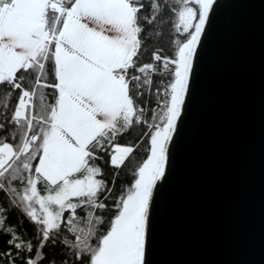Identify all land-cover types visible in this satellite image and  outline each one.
Returning <instances> with one entry per match:
<instances>
[{"label": "snow or ice", "instance_id": "6c2138e0", "mask_svg": "<svg viewBox=\"0 0 264 264\" xmlns=\"http://www.w3.org/2000/svg\"><path fill=\"white\" fill-rule=\"evenodd\" d=\"M214 3L0 0V192L40 242L34 250L5 227L3 207L0 232L17 255L34 252L25 264H41L57 242L73 264H150L152 213ZM169 25L172 55L158 48L141 63ZM134 126L147 129L144 158L114 195L98 154L123 168L139 144L117 141ZM0 255L15 264L11 251Z\"/></svg>", "mask_w": 264, "mask_h": 264}, {"label": "water", "instance_id": "95a60500", "mask_svg": "<svg viewBox=\"0 0 264 264\" xmlns=\"http://www.w3.org/2000/svg\"><path fill=\"white\" fill-rule=\"evenodd\" d=\"M152 213L150 264H264V0H215Z\"/></svg>", "mask_w": 264, "mask_h": 264}, {"label": "trees", "instance_id": "16d2710c", "mask_svg": "<svg viewBox=\"0 0 264 264\" xmlns=\"http://www.w3.org/2000/svg\"><path fill=\"white\" fill-rule=\"evenodd\" d=\"M169 29L170 25L163 30L164 36L161 40L146 42L147 51L143 53L141 63L151 62V53L158 48L163 49V55H172ZM148 106L151 107L152 104H149ZM146 130L147 129L143 126H134L127 133L118 138L117 142L121 144L133 146L139 144L138 150L134 152L133 156L129 161L126 162L123 168L119 170L113 168L110 166V157L107 154H98L103 157V159L96 161V163L103 170L102 178L108 183L109 187H113V180L115 181L114 195H118L125 185L131 183L133 179L131 171H134L133 165L144 158V150L147 140L145 138L143 141H141L140 137ZM101 198L103 199V197ZM105 202L111 204L112 201L108 200ZM0 207H3L5 210V227L14 228L17 236L22 237L25 242L31 241L35 250L40 242V237L37 232L38 226H36L29 218H27V216L19 207L12 205L9 198L3 192H0ZM64 234L67 235V233ZM9 239H11L10 234H4L3 232H0V254L11 251L15 257V264H25V261L29 255L34 256V252L29 254L26 251H22L19 255H17V250L8 244ZM43 253L45 258L41 261V264H50L51 260H55L56 264H61L62 261H67V264H73L74 261L73 254L59 242H57L55 246H53L51 243L47 244L43 249ZM0 264H10V262L8 258L0 255Z\"/></svg>", "mask_w": 264, "mask_h": 264}]
</instances>
